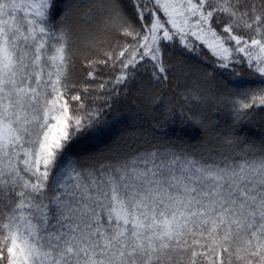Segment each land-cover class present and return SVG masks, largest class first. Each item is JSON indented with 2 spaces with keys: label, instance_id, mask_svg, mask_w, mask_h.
I'll return each mask as SVG.
<instances>
[{
  "label": "snow or ice",
  "instance_id": "6c2138e0",
  "mask_svg": "<svg viewBox=\"0 0 264 264\" xmlns=\"http://www.w3.org/2000/svg\"><path fill=\"white\" fill-rule=\"evenodd\" d=\"M0 264H264V0H0Z\"/></svg>",
  "mask_w": 264,
  "mask_h": 264
},
{
  "label": "trees",
  "instance_id": "16d2710c",
  "mask_svg": "<svg viewBox=\"0 0 264 264\" xmlns=\"http://www.w3.org/2000/svg\"><path fill=\"white\" fill-rule=\"evenodd\" d=\"M75 75H77V76L79 75V70H77V72L75 73Z\"/></svg>",
  "mask_w": 264,
  "mask_h": 264
}]
</instances>
